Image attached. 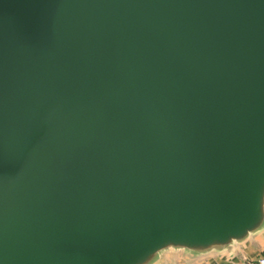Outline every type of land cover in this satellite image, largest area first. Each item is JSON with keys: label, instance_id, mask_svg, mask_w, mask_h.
<instances>
[{"label": "water", "instance_id": "1", "mask_svg": "<svg viewBox=\"0 0 264 264\" xmlns=\"http://www.w3.org/2000/svg\"><path fill=\"white\" fill-rule=\"evenodd\" d=\"M263 230L264 0H0V264Z\"/></svg>", "mask_w": 264, "mask_h": 264}, {"label": "crops", "instance_id": "2", "mask_svg": "<svg viewBox=\"0 0 264 264\" xmlns=\"http://www.w3.org/2000/svg\"><path fill=\"white\" fill-rule=\"evenodd\" d=\"M264 255V230L228 253L195 256L185 252H166L155 264H255Z\"/></svg>", "mask_w": 264, "mask_h": 264}, {"label": "built area", "instance_id": "3", "mask_svg": "<svg viewBox=\"0 0 264 264\" xmlns=\"http://www.w3.org/2000/svg\"><path fill=\"white\" fill-rule=\"evenodd\" d=\"M255 264H264V255L260 256L256 261Z\"/></svg>", "mask_w": 264, "mask_h": 264}]
</instances>
